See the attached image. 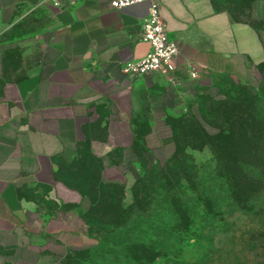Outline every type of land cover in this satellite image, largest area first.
I'll use <instances>...</instances> for the list:
<instances>
[{"label": "crops", "instance_id": "1", "mask_svg": "<svg viewBox=\"0 0 264 264\" xmlns=\"http://www.w3.org/2000/svg\"><path fill=\"white\" fill-rule=\"evenodd\" d=\"M0 0V264H58L96 239L90 198L60 174L84 150L128 194L146 161L177 151L169 120L196 117L200 87L222 76L255 88L264 65V0H156L180 55L172 75H126L149 51L148 4ZM243 7V8H242ZM239 9V11L241 10ZM212 129H209L210 134Z\"/></svg>", "mask_w": 264, "mask_h": 264}, {"label": "trees", "instance_id": "2", "mask_svg": "<svg viewBox=\"0 0 264 264\" xmlns=\"http://www.w3.org/2000/svg\"><path fill=\"white\" fill-rule=\"evenodd\" d=\"M230 2L236 5L242 3L239 0ZM239 5V8L235 7L231 11L237 21H241L243 17L242 4ZM245 19L257 30H264V22ZM259 72L264 75V65L260 67ZM236 103L237 105L234 101L226 99L218 103V108L206 112L201 110L204 124L194 116L169 120L177 145L172 159L187 155L190 150L209 149L215 161L213 177L200 188L194 185L189 187L191 197L175 202L174 197L169 196L164 202L160 222L167 233L162 236L166 235L170 241L190 231V212L197 207H189L188 204L194 200H197V205L203 203L204 212L213 215L215 219L223 216L220 205L237 208L242 212L252 211L256 205H260L261 210H264V82L255 89L254 95L249 96L247 102ZM209 129L217 133L212 135ZM102 171L103 167L98 159L84 150L80 159L60 174V180L92 201V209L83 217L90 234L97 240V237L104 233L106 244L115 242L118 247H125L120 249L117 255H124L130 261L140 263L145 259V255L156 249L154 246L147 247V244L142 242V225L138 222L130 224L129 211L124 203L127 196L125 186L118 182L105 181ZM125 229L136 232L134 239L129 240L127 245L118 243L115 238V232ZM259 238L262 242L257 250L259 252H255L262 254L264 234L260 233ZM161 245H157L158 249ZM257 257L259 258V255Z\"/></svg>", "mask_w": 264, "mask_h": 264}, {"label": "rangeland", "instance_id": "3", "mask_svg": "<svg viewBox=\"0 0 264 264\" xmlns=\"http://www.w3.org/2000/svg\"><path fill=\"white\" fill-rule=\"evenodd\" d=\"M263 82L262 74L259 85ZM259 85L253 88L229 77L214 76L200 87L196 103L202 112L218 108V103L226 99L237 105L236 102H247ZM214 168L215 161L209 149L190 150L187 155L169 161L144 163L124 202L129 211L130 224L138 222L142 225V242L156 249L145 255L142 262H132L124 255H117L125 247H118L115 242L106 244V236L101 233L92 250L58 264H264V253H257L262 242L259 235L264 234V210L260 205L249 212L220 205L223 216L215 219L204 212L203 203L197 205V200H194L188 204L189 207H197L190 212V231L172 241L166 235L162 236L167 233L160 222L167 198L173 196L178 202L181 198L191 197L189 187L200 188L204 182H209ZM134 233L128 229L115 232L116 241L127 245L129 240L134 239ZM158 244H162L160 249Z\"/></svg>", "mask_w": 264, "mask_h": 264}, {"label": "built area", "instance_id": "4", "mask_svg": "<svg viewBox=\"0 0 264 264\" xmlns=\"http://www.w3.org/2000/svg\"><path fill=\"white\" fill-rule=\"evenodd\" d=\"M49 1L58 9L63 6L61 0ZM74 1L76 0H69V2ZM137 4H148L149 7L141 39L150 48L142 58L127 60L123 64V72L138 77L153 74L172 75L176 68L175 62L180 55V48L170 39L156 0H109L110 9L117 12Z\"/></svg>", "mask_w": 264, "mask_h": 264}, {"label": "flooded vegetation", "instance_id": "5", "mask_svg": "<svg viewBox=\"0 0 264 264\" xmlns=\"http://www.w3.org/2000/svg\"><path fill=\"white\" fill-rule=\"evenodd\" d=\"M63 9H64V7H63V6H62L61 8H59V10H61V11H62Z\"/></svg>", "mask_w": 264, "mask_h": 264}]
</instances>
